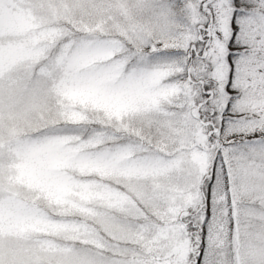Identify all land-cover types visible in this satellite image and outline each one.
<instances>
[{
    "label": "snow or ice",
    "instance_id": "obj_1",
    "mask_svg": "<svg viewBox=\"0 0 264 264\" xmlns=\"http://www.w3.org/2000/svg\"><path fill=\"white\" fill-rule=\"evenodd\" d=\"M0 264H264V0H0Z\"/></svg>",
    "mask_w": 264,
    "mask_h": 264
}]
</instances>
